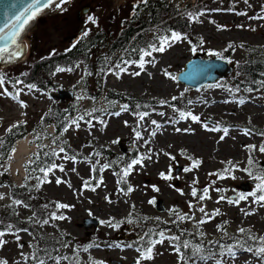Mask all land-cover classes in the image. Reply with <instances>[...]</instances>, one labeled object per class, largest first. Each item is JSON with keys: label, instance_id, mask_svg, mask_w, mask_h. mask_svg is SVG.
Listing matches in <instances>:
<instances>
[{"label": "rangeland", "instance_id": "rangeland-1", "mask_svg": "<svg viewBox=\"0 0 264 264\" xmlns=\"http://www.w3.org/2000/svg\"><path fill=\"white\" fill-rule=\"evenodd\" d=\"M164 1L180 12L182 22L190 29L189 40L182 38L170 42L171 46L166 42L163 52L141 59L143 67L140 62L127 64L118 53L111 52L112 45L121 41L128 28L133 29L148 4ZM85 7L90 10L88 15L77 21ZM198 7L202 15L190 12ZM183 11L187 13L182 15ZM88 16L96 23L89 22ZM258 17H264V0H70L62 9L55 6L25 35V60L16 66L0 65L4 78L0 87V93H4L0 94V139L19 122H25L28 129L8 160L0 163V208L13 206V189L35 184L34 162L43 152L55 160L46 174L39 171L44 177L35 178V186L52 203L57 216L64 218L34 225L33 231L64 243L56 257L59 264H264L254 252L234 242L243 233L241 228L258 242L264 239V201L256 200L261 194L259 177L264 176V152L260 151L264 136L258 133L264 132V88L256 92L241 90L242 80L233 73L197 91L186 90L172 79L196 53L203 55L200 59L216 58L209 53H226L234 69L246 56L239 47L264 53V18ZM155 31L146 32L147 39L159 35ZM73 38L95 42L86 64L69 73L55 74L59 89L71 92L73 99L54 102L25 86L23 76L29 66L71 49ZM97 63L109 68L99 74L101 64ZM120 99H127L132 106ZM138 101L161 105L144 113L147 106L140 109ZM71 105L79 116L77 123L67 118L60 133L42 123L53 108L64 112ZM141 114H145L143 120ZM81 117L86 120L81 121ZM66 151L83 160H74ZM18 156L23 164L17 169L12 164ZM142 157V165H134L123 176L128 164ZM197 160L200 163L195 165ZM161 173L170 178H163ZM246 184L249 193L240 190ZM254 192L256 196L251 195ZM241 194L247 198L238 204L229 203ZM158 202L161 212L156 209ZM57 204L71 207L58 209ZM17 218L30 222L32 214L18 206ZM85 220L98 221L100 226L84 229ZM155 231H160L156 237L162 243L146 239ZM174 233L181 237L171 239ZM0 241V261L35 264V240L30 234L12 230ZM149 247L152 258L143 259L142 253ZM230 247L234 258L227 254ZM197 248L200 250L193 254ZM43 261L57 264L52 258Z\"/></svg>", "mask_w": 264, "mask_h": 264}, {"label": "trees", "instance_id": "trees-1", "mask_svg": "<svg viewBox=\"0 0 264 264\" xmlns=\"http://www.w3.org/2000/svg\"><path fill=\"white\" fill-rule=\"evenodd\" d=\"M165 2L166 1L148 4L144 9L145 13L143 12L140 16V19L137 18L134 22L133 29L130 30V28H128L121 35V41L112 45L113 47L111 48V52L118 53V55L122 57L124 61L128 62L127 64H137L145 56L143 55L145 51L151 50V54L157 52L154 49L160 45L159 42L156 41V37L160 38L161 40L163 37L175 32L182 34L184 38L189 40L190 29L182 22V16L180 12H177L175 8L171 7L170 3L166 4ZM201 11V7H198L191 9L190 12H195L197 14L201 13ZM183 12L184 14L182 15L187 13L186 11ZM155 30H157L159 35L153 36L151 40L147 39L146 32H154ZM131 38L132 45L127 46V42ZM94 47L95 42L83 43L80 39L74 45H72L71 49L67 50L66 52L49 58L45 61L31 64L27 69V75L23 76L25 79V86L29 88L30 85H34L35 87L31 89H34L50 97L57 90H60L59 86L54 82L55 74L59 72L57 69H64L62 72L69 73L72 72L76 66L86 64L88 62L89 51H91ZM198 47H200L199 43L197 48ZM239 48L246 52L244 62L238 65L235 69L233 68V74H237L239 81L242 80V83L239 84V88L244 91H260L264 88V53H259L258 51H253L250 53V49L248 47ZM221 56L223 57L222 60L227 61L228 56L226 53H223ZM215 57L220 58V56L218 57L217 55ZM97 64H101L98 66L100 69L99 74L104 73L109 68V65H105V63ZM67 69L72 70L68 71ZM95 99H97V96ZM121 102L132 106V102L128 101L127 99H124ZM137 105L139 107L147 106V109H143L142 111L144 113H149L151 107L161 104H157L153 101L149 103L138 101ZM137 105L136 107H138ZM140 109H142V107ZM67 118L71 120V123H77L79 121L77 120L79 116L76 113L74 105L67 107L66 111L64 112H61L57 107L53 108L49 115L44 117L42 123L44 125H52L55 131L60 133L67 124L65 122ZM80 120L85 121L86 119L83 118ZM258 133L264 136V132ZM27 135V125L22 121L11 128V131H8L4 138L0 139V163L8 160L15 145L22 141ZM62 149L65 148L62 147ZM66 152L70 157L74 158V160H83L82 158L76 157L69 151ZM56 155L58 154L56 153L55 156ZM105 158L107 159L108 157ZM54 160V156H44L43 152H41L40 157L34 162L33 173L35 184L27 185L22 189H13L11 191V197L14 200L13 206L7 210L0 208V231H4L5 235L10 234L12 230L26 232L30 234L35 240V243L32 246V257H36V259H33L35 264H38L39 260H45L47 258L56 259L59 250L63 248L64 245V243H60V241H58L56 238H53L52 236H41L33 231L34 225L43 226L45 225V223H43L44 220L50 221L53 219L51 218L53 213H55L57 216V212L55 208L52 207V203L50 201H46L40 194L38 186H35L37 183L35 178H42L43 176L38 174L40 169H45L46 172H48L52 169ZM42 180L44 181V178ZM16 201H20L21 203L16 204ZM18 206H22L31 212L32 220L30 222L18 220ZM159 232L160 231H155L154 233L147 234L146 239H152V241L156 242L158 239L156 234ZM174 236L181 237V234L174 233ZM238 238L239 240H235L234 242H239V244L245 249L249 247L253 249L259 246L257 238L247 232L241 233ZM64 239L65 241H68V239Z\"/></svg>", "mask_w": 264, "mask_h": 264}, {"label": "snow or ice", "instance_id": "snow-or-ice-1", "mask_svg": "<svg viewBox=\"0 0 264 264\" xmlns=\"http://www.w3.org/2000/svg\"><path fill=\"white\" fill-rule=\"evenodd\" d=\"M70 0H30V2L25 3L24 0H15L14 3L9 4L6 12H5V16L7 17V19L4 21L3 26H0V59H4L7 58L9 60L11 59H15L18 58L19 56H21L23 54V49L25 46H21L17 44V37L20 35L21 30L24 28V26L26 24H28V22L30 20H32L38 13H40L43 9L46 8H50L53 4H55V6L57 8H61L65 3H69ZM141 3H145L146 0H140ZM247 2V0H246ZM203 13H201L202 15ZM190 16H192V14H189ZM258 18H264V17H258ZM88 21L95 24L96 20L94 17L92 16H88ZM88 31L85 30V32L83 33V35H87ZM182 38H184L182 36V34H178V33H171L168 36L163 37L160 41H159V47H156L154 50L159 51V52H163L165 50V43L169 42V46H171L170 42H176V41H180ZM193 52L196 51L195 48L192 49ZM5 54H7L5 56ZM210 55H217L219 56V53H209ZM143 55L145 56H150L151 55V50L145 51L143 53ZM221 59H223L222 56H220ZM125 63H128L127 61H125ZM140 67L144 66V61L141 60ZM68 71H71L72 69H67ZM57 71H64V69H57ZM121 71H123V69H121ZM204 72L203 68H195L193 69L192 72L188 73L187 76L185 77L186 79H194L196 78L198 75H200L201 73ZM135 75H139V73H135ZM172 79H176L175 77H172ZM4 85V78L2 75H0V87H2ZM34 85H30L29 88H34ZM4 92H7V89H4ZM0 94H4V93H0ZM18 95V93H17ZM241 104L244 103L243 100L239 101ZM163 103V102H162ZM124 110H127V106H125ZM114 115H119V113H114ZM145 114H141L140 115V119L143 120ZM185 114L181 113V116L183 117ZM190 115V113H189ZM80 119H83V117H81ZM193 120H198L199 118L196 116H192ZM101 123H103V121H101ZM127 123V122H125ZM153 124H155L156 122L153 121ZM78 127V124H77ZM213 131L217 130V128H213L211 129ZM8 131H11V129H9ZM224 134L227 135L228 129L225 128L223 129ZM246 134H249V130H246ZM137 137H140V133L137 131L136 133ZM152 135H155V132L152 133ZM223 138V137H222ZM254 147V146H251ZM14 151V150H13ZM61 151H63V149H61ZM260 151L264 152V146H262L260 148ZM55 155V153H53ZM148 159H150L151 157H147ZM143 159L144 157L140 158V159H134L132 160L128 166L123 170V176H127L130 171L132 170L133 166L136 164H141L143 163ZM200 162L194 161L195 165H198ZM249 163H251V160H249ZM107 167V166H105ZM61 171H63V168H60ZM191 169L189 168H185V171H190ZM40 171L45 172L46 174V170L45 169H40ZM225 171H228L227 169ZM245 171H248L247 169H245ZM250 176L252 175L251 172L248 173ZM161 176L165 179H168L170 177H165L163 173H161ZM234 178V177H233ZM260 179V183L257 185V188L260 190L261 194L259 196L256 197L257 202L259 201H264V176L259 177ZM60 181H57V183H59ZM84 187H88V184L85 183ZM93 191L95 190L94 188L92 189ZM158 191V189H155ZM128 191H132V189L129 187ZM193 196H196V191L193 190L192 192ZM251 195L256 196V193H252ZM3 197L0 196V199H2ZM247 197L244 195H238L234 200H230L229 203H236L238 204L240 200H244ZM107 199V197H106ZM201 199H203V197H201ZM221 199H223V197H221ZM20 201H16V204H20ZM149 203H155L154 200H150ZM47 207V206H45ZM56 207L58 209L60 208H69L71 206L66 205V204H57ZM191 207V205H190ZM201 212L204 211L203 208L200 209ZM53 219H63V216H56L55 213L52 214ZM181 219H184V217H181ZM49 221L48 220H44L43 223L47 224ZM205 221H201V223H203ZM113 227H115L116 225H111ZM240 232H244L245 230L243 228H241L239 230ZM3 235H5L4 231H0V237H2ZM161 237H163V233H160ZM19 239V237L17 236V240ZM171 239H178L177 237H172ZM162 243V239L160 241H157ZM0 243H3V241H0ZM130 247V245H129ZM184 248H188L189 245L188 244H184L183 245ZM243 249V246H240ZM138 252L141 251V249L137 248L136 249ZM179 246H177L176 251L179 252ZM200 249L197 248L194 250L195 252H198ZM246 251L249 252H254V255H256L257 257L261 258L262 260H264V239H260L259 240V247L256 248L255 250H253L251 247L244 249ZM152 247H149L146 249V251H144L142 253V258L143 259H151L152 258ZM227 254L230 257H235V252L233 251V248H228L227 249ZM221 255H223V253H221ZM184 257L181 256V259H183ZM33 259H36V257H33ZM59 259L60 258H56L57 260V264H59ZM63 259H67V257H64ZM201 259L203 260L204 257H201ZM0 264H7L6 261H0ZM38 264H44L43 260H39ZM97 264H103V262H97ZM137 264H139V261L137 262ZM217 264H221L220 261L217 262Z\"/></svg>", "mask_w": 264, "mask_h": 264}, {"label": "water", "instance_id": "water-1", "mask_svg": "<svg viewBox=\"0 0 264 264\" xmlns=\"http://www.w3.org/2000/svg\"><path fill=\"white\" fill-rule=\"evenodd\" d=\"M15 0H0V26H3L4 21L7 19L5 16V12L9 6V4L14 3ZM25 3L30 2V0H24ZM55 7V4H53L50 8L43 9L40 13H38L32 20L28 22L24 26V28L21 30L20 35L17 37V44L21 46L23 45V39L28 32L29 28L31 27L32 23H35L39 19H42V13L48 11L49 9ZM89 8L85 7L83 8L77 15V19L80 20L81 18L85 17L89 13ZM76 40V38H73L71 40V43H73ZM27 53L26 46L23 49V54L15 59H0V65H7V66H16L21 64L24 61V58ZM7 54H5L6 56ZM203 56L199 53H196L194 57L189 60L183 70L179 72L175 78L176 82L179 83L181 86L184 87L186 90H194L197 91L199 89H202L206 86H213L215 85L220 79L225 78L227 75H230L233 73V68L231 65L222 59L218 58H209V59H200L199 57ZM195 68H203L204 72L198 75L194 79H186L188 73L192 72ZM51 100L54 102H64L66 100H72L73 94L69 91L60 89L57 90L53 95L50 96ZM262 167L264 168V164H262ZM180 169H177L175 174L179 172ZM240 190L249 193L250 188L248 184L242 185L240 187ZM157 211L161 212L162 209L160 208V202L157 203ZM93 226L94 228H98L100 226V223L98 221L94 220H85L83 222L84 229H88L89 227ZM111 264H121L119 262H112Z\"/></svg>", "mask_w": 264, "mask_h": 264}, {"label": "bare ground", "instance_id": "bare-ground-1", "mask_svg": "<svg viewBox=\"0 0 264 264\" xmlns=\"http://www.w3.org/2000/svg\"><path fill=\"white\" fill-rule=\"evenodd\" d=\"M53 8H54V7H53ZM53 8L49 9V10L46 11V12H43V13H42V18H43L48 12H50ZM39 20H40V19H39ZM39 20H38V21H39ZM36 22H37V21H36ZM36 22L31 24V27L29 28L28 32H29V31L35 26ZM28 32H27V33H28ZM27 33H26V34H27ZM18 151H19V152H22L21 149H19V148H18ZM12 153H13V152H12ZM18 155H19V154H18ZM19 158H20V156L15 157V159H14L15 162H13V164H12L14 168H17V167L19 168V166H21V165L23 164L22 159H19ZM18 168H17V169H18Z\"/></svg>", "mask_w": 264, "mask_h": 264}, {"label": "flooded vegetation", "instance_id": "flooded-vegetation-1", "mask_svg": "<svg viewBox=\"0 0 264 264\" xmlns=\"http://www.w3.org/2000/svg\"><path fill=\"white\" fill-rule=\"evenodd\" d=\"M82 20V19H81ZM81 20H77V21H81ZM72 40V39H71ZM71 40H70V42H71ZM77 41H74L73 43H71L72 45H74L75 43H76ZM130 44L128 45L127 44V46H131L132 45V38L128 41Z\"/></svg>", "mask_w": 264, "mask_h": 264}]
</instances>
